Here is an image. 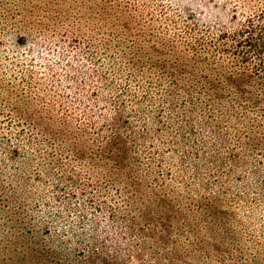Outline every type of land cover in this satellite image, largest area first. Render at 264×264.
I'll return each instance as SVG.
<instances>
[{"label": "rangeland", "instance_id": "rangeland-1", "mask_svg": "<svg viewBox=\"0 0 264 264\" xmlns=\"http://www.w3.org/2000/svg\"><path fill=\"white\" fill-rule=\"evenodd\" d=\"M62 1L68 25L45 33L63 46L2 54L42 81L60 78L68 105L74 101L97 121L91 131L103 135V147L118 144L119 154L124 144L132 148L133 177L106 189L88 178L95 160L67 152L75 184L63 174L70 167H55L57 176L26 169L29 181L14 183L20 193L0 205V264H264V117L242 109L233 115L210 98L221 90H212L211 80L238 71L232 55L201 51L217 56L224 70L185 66L194 73L182 81L149 85L138 76L140 64L128 68L77 47L81 39H103L118 59L150 57L156 66L153 59L165 57L154 50L156 40L191 46L227 37L235 44L250 20L264 26L263 0ZM84 183L89 193L82 195ZM20 221L26 226L12 227Z\"/></svg>", "mask_w": 264, "mask_h": 264}, {"label": "trees", "instance_id": "trees-1", "mask_svg": "<svg viewBox=\"0 0 264 264\" xmlns=\"http://www.w3.org/2000/svg\"><path fill=\"white\" fill-rule=\"evenodd\" d=\"M66 10L62 0H0V205L8 201L11 195L20 193V186L14 183L29 181L26 169L30 167L50 171L49 174L54 176L57 174L51 170L55 167H70V173L63 174H67V181L75 184L73 177H77L76 170L70 164L69 156L62 158L66 152L79 159L91 157L95 160V164L87 168L90 171L88 178H92L94 183L103 180L105 185L102 187L106 189L125 183L133 177L134 170L132 171L131 163L128 162L132 148L124 144L121 152L122 154L124 151V155L120 156L121 154L115 152L118 144L112 142L109 148L103 147L106 143L103 135L91 131L97 121H91L82 114V108L75 105L74 101L68 105L64 95L58 91L60 78L56 81H42V76L33 68L29 70L30 73L16 70V66L12 68L17 62L4 58L2 54L7 47L21 48L29 45L30 54L34 55L43 48L56 49L57 45L63 46L66 41L52 39L45 32L57 25H68ZM260 12V15L264 14V7ZM92 13H100V16L103 14L99 10H92ZM112 13L115 16V11ZM112 22V18L111 22L105 18L102 25L110 27ZM240 32L241 34L236 35L241 40L233 45L227 37L196 41L191 46H186L189 43L169 38L156 40L157 47L154 50H162L160 54L165 56L161 60L157 59L158 56L153 59L158 62L156 66L149 64L150 57L145 60V57L140 59V56L135 55L139 59H128V62L118 59L110 53L103 39H81L83 46L77 47L79 51L106 53L110 62L117 60L126 67L128 63L134 64L133 66L140 64L138 76L149 85L157 83L158 79L165 81L169 78L174 84L182 81L181 75L194 73L185 69V66L208 68L213 75L215 68L224 70L226 65L216 60L217 56L209 53L204 55L201 51L212 48L223 57L225 54L232 55V64L238 67V71L220 74L222 76L211 80L214 85L211 89L219 87L221 90L218 94L214 90L210 98L218 100L219 105H223L225 111L233 115H238L242 109L264 117V26L250 20ZM54 33L55 31L51 36ZM137 49L141 50L142 46ZM254 57L259 60L256 64ZM175 61H179L181 65L176 67ZM200 73L203 75V72ZM210 76L211 74H207L205 77ZM191 97L193 99L190 101L196 99L193 95ZM78 177L83 179L81 175ZM89 186L90 184L84 183L82 195L89 193L84 191ZM92 191L94 190L90 193ZM138 191L135 193H139L140 200L144 201L147 192L143 188ZM18 223L12 227L17 226L20 229L21 226H26L23 221Z\"/></svg>", "mask_w": 264, "mask_h": 264}]
</instances>
